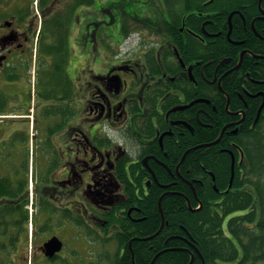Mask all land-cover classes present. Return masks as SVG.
I'll return each instance as SVG.
<instances>
[{"label":"flooded vegetation","instance_id":"1","mask_svg":"<svg viewBox=\"0 0 264 264\" xmlns=\"http://www.w3.org/2000/svg\"><path fill=\"white\" fill-rule=\"evenodd\" d=\"M263 1L197 0L188 9L170 8L175 20L168 17L169 9H161L158 16L166 19L164 27L151 25L145 28L146 34L139 43H127L123 52L115 50L107 55H101L100 22L94 20L95 12L91 10L92 17L86 21L84 15L89 10L81 12L76 16L82 24L77 53L70 60L71 69L77 64L72 83L78 114L74 122H68L65 115L59 121L52 115L53 107L62 110L67 101L62 99L64 94L58 96L59 100L51 97L45 76L51 72L52 58L41 54L42 17H50L51 5L43 8V0H0V144L6 134L8 140L13 138L16 127L36 129L34 140L43 136L41 149L34 154L32 214L22 233L32 243L33 264H68L64 245L68 237L76 239L77 252L82 248L90 250L94 262L100 254L113 260L116 255L122 257L126 247L130 252L132 242L141 239L129 231L130 238L125 243L122 225L125 219L138 221L136 215L142 212L135 201L148 194L153 183H159L154 167L158 165L172 175L164 160L169 158L167 143L179 144L186 132L193 135L192 123L207 128L211 122H221L219 134L211 144L218 143L224 134L235 137V141L228 140L230 170L234 162L240 174L244 171L248 157L243 146L259 133L257 116L264 104V92L247 90L248 81H260L246 71L242 90L249 98L261 97L248 125V102H243L244 109L233 110L231 94L223 83L225 78L238 74L245 56L259 63L264 59V50L258 54L242 49L234 56L219 58L214 66L205 59L188 58L187 53L198 44L205 46L206 37L212 38L222 30L227 29L229 39L234 15L239 16L243 28L249 17L251 30L264 42L256 28L259 21L264 23ZM128 16H138L137 11ZM218 16L224 19L221 27ZM213 27H218V31ZM102 48L110 50L106 45ZM32 68L36 70L34 79ZM216 79L217 90H210ZM220 104L228 122L220 116L216 123ZM262 110L264 116V106ZM9 112L22 115L7 119ZM4 157L0 153V160ZM181 162L174 165V172L193 186L182 175ZM15 173H8V177ZM5 176L1 165L0 181ZM40 177L44 178L43 183ZM72 197L78 198L76 202L72 203ZM72 207L78 217L69 219L68 209L73 212ZM53 236L63 242V247L49 256L43 244ZM87 237L94 245L84 241ZM183 250L192 253L190 249ZM71 263L78 264V259Z\"/></svg>","mask_w":264,"mask_h":264},{"label":"trees","instance_id":"2","mask_svg":"<svg viewBox=\"0 0 264 264\" xmlns=\"http://www.w3.org/2000/svg\"><path fill=\"white\" fill-rule=\"evenodd\" d=\"M43 1V5L50 2V0ZM169 1L164 0V3L169 6ZM93 3L94 0H72L64 9H61L62 11L56 10L43 21L45 26L42 37L48 38L50 43V47L46 48L45 53L56 58L53 67L57 69V72L54 69L52 74H57V76L53 78L51 86H57L59 81L68 80L65 72L60 68L64 66L69 56L71 28L74 24L78 25L75 19V10L80 6ZM52 10L53 7L50 8V14ZM130 14L133 13L130 12ZM95 15L97 16L94 20L101 19L102 21L103 18L97 13ZM143 17L145 15L132 18L137 24L138 22L142 23L145 27L157 25V16L152 14L145 19L150 22L149 24L142 19ZM217 18L218 27H221L224 19L221 16ZM191 19L194 18L191 17ZM233 23L234 27L229 34V39L226 37L227 29L222 30L221 34L212 38L206 37L205 46L198 44L194 49L189 48L187 57L195 60L205 59L212 63L211 66H214L219 58L234 56L235 52L242 49L249 48L260 54V49L264 50V42L251 30L249 17H247L244 28L238 15L233 16ZM100 25L109 24L103 19ZM218 27H213V30L217 32ZM256 28L264 37V23L259 21ZM112 31L109 30V32ZM75 42L78 43V40ZM262 54L264 55V53ZM249 59L245 56L238 74L225 78L223 83V87L225 89L228 87L231 94L233 110L244 109L243 102H248L245 119V123L248 125L254 118L257 106L261 103V97L249 98L242 90L241 86L246 84L244 82L246 71L249 72L251 78L260 81L257 84H251L248 81L247 90L264 92V83L261 82L264 81V60L260 59L261 61L256 63ZM67 82L70 87L68 92H72L69 80ZM201 83L203 84V82ZM216 84L217 79L209 89L217 90ZM237 93L240 94V97ZM221 103H224L223 99H221ZM220 105L216 123H219L218 117L220 116L224 117L225 122H228L223 105L221 107ZM262 113L259 118L261 120ZM71 116L70 113L69 117ZM192 124L195 127L193 135L186 132L179 144L167 143L169 158L164 160L170 167L172 175L158 165L154 167L157 170L159 183H153L148 195L141 196L140 200L135 201L136 206L142 212L136 215L138 221L125 219L122 225L124 230L122 239L125 240V243H127V238H130L127 234L129 231H131V236L141 239L134 240L131 244L135 264H257L264 261V189L261 181H254V177L264 170V133L260 134L258 138H256L257 135H254L253 147L245 143L244 148L249 156V168H246L241 174L237 167L235 168L232 181L233 190L225 193L231 176L228 140L235 141V137L224 134L218 143L211 144L219 134L221 122L219 124L211 122V127L207 128ZM19 153L20 159L15 163L18 164L16 170L22 176L15 178L13 183L8 176L0 181L2 184L0 198H4L8 202V204L0 202V236L8 234L7 232L12 234L14 231L16 236L13 237L12 242L21 244L23 242L21 239L23 226L28 217L27 210L24 209L27 203L24 193L26 176L23 177L28 165L27 149L21 146ZM179 160H182L180 171L187 180L193 183L197 198L193 194V189L180 180L174 172V165ZM11 171L13 170L11 169ZM210 173L214 175L215 185L220 193L213 188ZM40 182H44L42 177H40ZM168 186L171 187L167 188ZM40 188L42 189V184ZM168 191L174 193L166 194ZM43 192L40 193L43 194ZM53 194L56 193L53 192ZM139 194L141 195V191ZM56 195L58 196V194ZM160 197H163L160 205L162 215L158 205ZM186 198L190 202L191 209L187 205ZM198 206H200L199 209H197ZM23 237L25 239V235ZM191 246L198 250L201 257L193 251ZM185 247L192 250L193 260L191 263L190 252L183 250L186 249ZM117 256L114 260H105L109 264H133L132 254L128 251V247L125 248L122 257Z\"/></svg>","mask_w":264,"mask_h":264},{"label":"rangeland","instance_id":"3","mask_svg":"<svg viewBox=\"0 0 264 264\" xmlns=\"http://www.w3.org/2000/svg\"><path fill=\"white\" fill-rule=\"evenodd\" d=\"M71 0L63 1V2H70ZM153 1V0H150ZM111 6L110 8H108ZM87 11L86 15H84L86 20H90L92 17L91 10H93L95 13H97L101 18H103L105 21H110L111 14L115 15V23L112 24L113 26H100V31L102 34L99 36L102 38L107 44L110 46V50H113L117 44V42L122 40V32L120 31V25H118L119 16H121L120 21L123 19V14L125 17H129L130 12L133 13L134 10L137 11L138 16L147 15L148 13L153 14L154 16L158 15L160 12V6L155 1L154 3L149 4L148 0H96L94 6H84L77 9L76 14L79 15L81 12ZM142 11V14L140 12ZM153 12V13H152ZM101 13V14H100ZM97 15H93V18H96ZM103 19L99 20V22H103ZM131 19H133L131 17ZM119 21V22H120ZM77 26V24H75ZM128 28H130L132 31H137V25L135 22H130L128 24ZM140 28V27H138ZM141 30H144L143 28H140ZM109 30H113L112 32H109ZM138 35L135 33L128 37V40L130 42H137ZM73 45L76 46V42L73 43V41H70V47L71 50L73 49ZM104 45V44H102ZM126 48H123V51ZM110 50L108 51H101L102 55L109 54ZM75 54V52H73ZM76 61V60H75ZM69 75L72 79H74L75 74L77 72V64L72 69L70 68L68 70ZM254 181H262V188L264 189V175L262 173H258L257 177H254ZM64 245H65V252L68 254L67 259L69 261H73L74 258L71 256L73 254L72 250L77 249V242H75L73 238L68 237V239H64ZM19 250L17 253L16 249ZM34 249L30 247V244L28 242V246H26V243L23 242V244L14 243L13 246L11 243H9L8 238L4 237V235L0 236V264H23V260L28 262L30 258L33 255ZM71 251V252H70ZM27 258V259H25ZM23 262V263H22ZM257 264H264V261L258 262Z\"/></svg>","mask_w":264,"mask_h":264},{"label":"water","instance_id":"4","mask_svg":"<svg viewBox=\"0 0 264 264\" xmlns=\"http://www.w3.org/2000/svg\"><path fill=\"white\" fill-rule=\"evenodd\" d=\"M45 246L51 250V251H55V250H59L60 244L58 243L56 238L51 239L48 243L45 244Z\"/></svg>","mask_w":264,"mask_h":264},{"label":"bare ground","instance_id":"5","mask_svg":"<svg viewBox=\"0 0 264 264\" xmlns=\"http://www.w3.org/2000/svg\"><path fill=\"white\" fill-rule=\"evenodd\" d=\"M137 183V182H136ZM134 200V199H133ZM168 200V199H167ZM236 200V199H235ZM161 204V203H160ZM234 206V205H233ZM138 214V213H137ZM210 214V213H209ZM208 216V215H207ZM215 218V217H214ZM208 220V219H207ZM217 220V219H216ZM219 221V220H218ZM217 225V224H216ZM168 227V226H167ZM208 228V227H207ZM191 229V228H190ZM204 229V228H203ZM216 231V230H215ZM203 233V232H202ZM216 234V233H215ZM138 235V234H137ZM195 235V234H194ZM206 239V238H205ZM203 241V240H202ZM231 242V241H230ZM120 243H121V241H120ZM183 243V242H182ZM190 243V242H189ZM212 243V242H211ZM203 244V243H202ZM232 244V243H231ZM179 247V246H178ZM227 247V246H226ZM208 248H209V246H208ZM212 248V247H211ZM213 248H215V247H213ZM102 251V250H101ZM201 251V250H200ZM196 252V251H195ZM183 253V252H182ZM197 253V252H196ZM213 253V252H212ZM103 254V253H102ZM118 254V253H117ZM216 255V254H215ZM118 257V256H117ZM190 258V257H189Z\"/></svg>","mask_w":264,"mask_h":264}]
</instances>
